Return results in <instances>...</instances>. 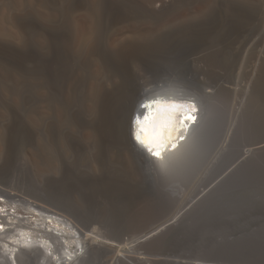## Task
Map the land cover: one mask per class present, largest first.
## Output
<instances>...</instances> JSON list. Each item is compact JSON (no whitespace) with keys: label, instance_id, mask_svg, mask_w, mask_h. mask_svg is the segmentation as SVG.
<instances>
[{"label":"rangeland","instance_id":"1","mask_svg":"<svg viewBox=\"0 0 264 264\" xmlns=\"http://www.w3.org/2000/svg\"><path fill=\"white\" fill-rule=\"evenodd\" d=\"M15 1L19 8H32L35 16L20 30L9 28L5 19L0 24V46L17 48L22 57L0 58V189L91 230L106 250L96 251L87 264H109L107 252L115 248L132 264H264V155L246 153L264 142V23L251 20L258 18L255 8L264 0H160L170 8L163 18L115 0H70L67 6L58 0ZM115 5L124 9L117 18V13L109 15V6ZM92 38L102 58L127 38L161 52L130 67L135 93L158 87L155 96L187 95L198 102L197 91H215L214 80L222 86L214 100L212 140L227 131L235 135H229L232 140L215 171L189 193L186 202L202 200L194 212L184 210L188 203L149 205L107 160L97 176L93 170L99 166L85 157L82 178L76 188L70 186V100L79 108L91 83L94 91L100 82L120 90L125 85L119 65L83 59ZM135 162L129 168L138 178ZM18 197L6 200L22 205ZM178 211L190 221L187 229L151 234Z\"/></svg>","mask_w":264,"mask_h":264},{"label":"bare ground","instance_id":"2","mask_svg":"<svg viewBox=\"0 0 264 264\" xmlns=\"http://www.w3.org/2000/svg\"><path fill=\"white\" fill-rule=\"evenodd\" d=\"M122 1L124 2L119 0L112 2L132 4L142 14L148 17L163 18L170 10L169 3H165L166 1ZM58 2L61 6L72 4L70 0H58ZM171 2H174V0ZM20 8L15 0H0V24L5 19L9 28L27 27L32 22L31 19L35 16L34 10L29 7L26 9ZM109 9V15L112 14L114 16L117 13L115 15L116 18L124 10L116 5L109 6ZM255 9L258 10V18L253 19L255 15L251 14L254 16L251 20L259 21L260 24L261 22L264 23V5H258ZM245 15L247 14L245 13ZM232 17H240V15H232ZM247 27L249 28V26ZM249 36L251 37L253 34ZM136 37L138 38V36ZM92 39L93 41L91 40L86 44L83 59L95 61L104 58L102 61L108 67L119 65V69L124 74L125 81L122 83H125V85L120 90L116 85H110L111 83L107 84L108 82H100L99 85L97 84L99 88L97 91H94L91 85L93 83H91L83 96V104L79 108L75 107L70 100V186L76 188L74 186L75 181L79 182V178H82V175L79 177L81 171L80 166H82L85 157H91L93 163L99 166L98 170H93L97 176L98 174H102L101 168L107 160V163L111 167L123 172L126 180L130 185H134L137 188L141 199L149 205L177 208L182 203H188V205L185 204L187 207H184V210H193L194 212L202 200L198 201L199 198L196 199L194 195L192 196V198H195H193L194 200H191L190 203L186 202L189 193L192 189L196 191V188L200 187L198 185H202L203 182L205 183L207 177L215 171L214 169L221 163L225 155L224 153L227 151L226 149L230 142L228 140L231 139L229 137L231 133L224 131L226 133L218 136L216 141L215 139L212 140L214 133V100L217 93L221 89L223 90L221 88L222 86L214 80L212 84L214 83L215 85V91H197L196 96L198 102L189 98L187 95L180 97L179 95L174 96L173 94V97L176 98H172L169 94L162 96L150 94L144 96L142 93H135L132 86L133 78L129 75L130 67L134 63H148L147 61H149L150 57L152 55H158L159 51L157 52L155 48L152 49L153 47L151 45L150 47L152 48L144 47L141 45L143 42L138 44L140 42L134 43L133 39L128 41L127 38L121 43L118 42L119 45H114L115 47L113 49L110 48L112 50L104 54L102 58L98 40ZM105 48L108 50L109 47L107 46ZM19 56V50L17 48L8 47L7 49L4 46H0V58L17 61ZM131 70H133L132 67ZM152 95L155 97H151ZM166 96L170 98H166ZM145 97H151L152 99L147 100L148 98ZM144 98L145 101L147 100L144 102V109L142 110L145 112V115L140 116V111L138 110H140ZM135 112L138 115L132 119ZM232 132L234 133V131ZM137 134L140 136V140H137ZM10 144L9 142V148ZM153 152H159L160 156H154L152 154ZM246 153L247 157L257 158L263 156L264 142H259L256 147L247 150ZM114 154L117 155L116 160L114 158L112 159ZM132 159L136 161V168L140 173L138 178L131 173L132 171L129 168L132 164ZM211 178H208V180ZM202 180L204 181L201 182ZM209 187L211 188V185ZM206 190H208V187ZM200 192H205V190H201ZM1 195L9 200L18 197L11 192L0 189V197H2ZM18 198L23 203L22 205H18L16 203L17 201L15 202L16 205L6 199H0V237L3 236V238H0V264H87L92 260L96 251L105 249L104 242L99 241L100 239L98 240L96 238L97 236L95 237L91 230H86L75 219L70 217L69 220L57 214H52V212L49 214L50 211L46 212L47 210L43 212V209H41L43 207L39 208L40 206L38 207L33 202H27L28 200L25 201L23 198ZM12 205H14V210L11 207ZM16 208L24 211L26 216L17 215ZM186 211L183 212L185 213ZM189 225L190 221L179 217L178 211L173 220L165 221L154 230L151 229V234L156 236L164 234L166 236V234L173 233L181 234V231L187 229ZM113 246L109 247V249L113 248ZM115 249L107 252L109 254V264H132V259L128 255L121 256L122 254L119 255ZM98 263L105 264L103 261Z\"/></svg>","mask_w":264,"mask_h":264},{"label":"water","instance_id":"3","mask_svg":"<svg viewBox=\"0 0 264 264\" xmlns=\"http://www.w3.org/2000/svg\"><path fill=\"white\" fill-rule=\"evenodd\" d=\"M157 88H158V87L151 88V89H144V90L142 91V94H143L144 96H148V95L154 93V91H155ZM145 98H148V97H145ZM145 98L143 99V101L145 100Z\"/></svg>","mask_w":264,"mask_h":264},{"label":"clouds","instance_id":"4","mask_svg":"<svg viewBox=\"0 0 264 264\" xmlns=\"http://www.w3.org/2000/svg\"><path fill=\"white\" fill-rule=\"evenodd\" d=\"M170 97L176 98V97H173V96H170ZM170 97L166 96V98H170ZM142 105L143 106H140V110H138V111H140V113H139L140 116H144L145 115V112L142 111L144 109V103ZM136 115H138V113Z\"/></svg>","mask_w":264,"mask_h":264},{"label":"snow or ice","instance_id":"5","mask_svg":"<svg viewBox=\"0 0 264 264\" xmlns=\"http://www.w3.org/2000/svg\"><path fill=\"white\" fill-rule=\"evenodd\" d=\"M137 140H140V136L137 134ZM143 143V141H141ZM151 151V149H149ZM154 156H157L159 157L160 156V153L159 152H153L152 153Z\"/></svg>","mask_w":264,"mask_h":264}]
</instances>
